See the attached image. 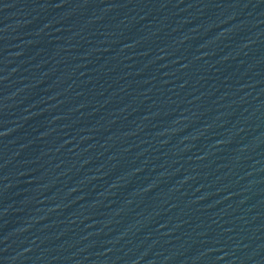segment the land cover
<instances>
[{"label":"water","instance_id":"95a60500","mask_svg":"<svg viewBox=\"0 0 264 264\" xmlns=\"http://www.w3.org/2000/svg\"><path fill=\"white\" fill-rule=\"evenodd\" d=\"M0 264H264V0H0Z\"/></svg>","mask_w":264,"mask_h":264}]
</instances>
